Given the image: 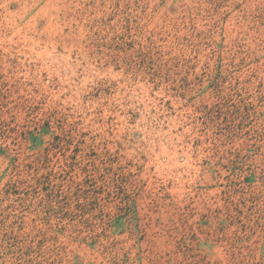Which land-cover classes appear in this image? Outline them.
Masks as SVG:
<instances>
[{"label":"rangeland","instance_id":"rangeland-1","mask_svg":"<svg viewBox=\"0 0 264 264\" xmlns=\"http://www.w3.org/2000/svg\"><path fill=\"white\" fill-rule=\"evenodd\" d=\"M0 264H264V0H0Z\"/></svg>","mask_w":264,"mask_h":264}]
</instances>
